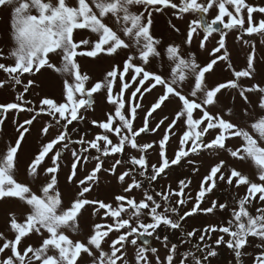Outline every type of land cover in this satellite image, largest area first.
<instances>
[{"label":"snow or ice","instance_id":"snow-or-ice-1","mask_svg":"<svg viewBox=\"0 0 264 264\" xmlns=\"http://www.w3.org/2000/svg\"><path fill=\"white\" fill-rule=\"evenodd\" d=\"M0 210V264H264V0H0Z\"/></svg>","mask_w":264,"mask_h":264},{"label":"rangeland","instance_id":"rangeland-1","mask_svg":"<svg viewBox=\"0 0 264 264\" xmlns=\"http://www.w3.org/2000/svg\"><path fill=\"white\" fill-rule=\"evenodd\" d=\"M179 26H180L182 29L184 28V25H183L182 23H181ZM85 34H87V33H86V30H85ZM257 43H258V38H257ZM89 68H90V71H92L93 73H96V72L99 71V68H98V67L89 66ZM4 95H5V98H8V97H7V94H4ZM86 130H88L89 132L92 131V129H91L90 127H88ZM30 143L35 144V143H36L35 139H32V140L30 141ZM181 178H183V177H181ZM19 179L22 180V181L27 182V181L25 180V177H24L23 175H21V176L19 177ZM103 187H104L105 190L107 189V185H105V186H103ZM173 187H175V184H173ZM193 187H195V185H193ZM100 196H101V198H103V196H104V191H101V192H100ZM3 211H4V210H0V227L3 226V221H4ZM210 222H213V221H208L207 219H204V220H202V221H199V222L197 223V226H199L200 224H205V223H210ZM154 246H159L158 242H154ZM227 258H228V253L225 252V254L221 257V259L225 260V264H227Z\"/></svg>","mask_w":264,"mask_h":264}]
</instances>
